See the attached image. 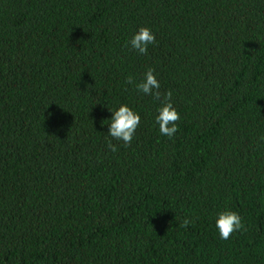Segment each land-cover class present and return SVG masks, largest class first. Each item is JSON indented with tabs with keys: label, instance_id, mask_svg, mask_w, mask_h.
I'll use <instances>...</instances> for the list:
<instances>
[{
	"label": "trees",
	"instance_id": "obj_1",
	"mask_svg": "<svg viewBox=\"0 0 264 264\" xmlns=\"http://www.w3.org/2000/svg\"><path fill=\"white\" fill-rule=\"evenodd\" d=\"M148 67L171 139L125 83ZM118 103L140 124L112 152ZM0 264H264V0H0Z\"/></svg>",
	"mask_w": 264,
	"mask_h": 264
},
{
	"label": "clouds",
	"instance_id": "obj_2",
	"mask_svg": "<svg viewBox=\"0 0 264 264\" xmlns=\"http://www.w3.org/2000/svg\"><path fill=\"white\" fill-rule=\"evenodd\" d=\"M155 42L153 31L146 26H139L127 39L126 46L137 54L145 55L148 53L149 46L154 45ZM125 83L133 86L137 93L150 96L159 101L155 108L153 121L158 126L159 133L171 139L178 131L176 122L180 119L179 113L171 100L172 92L166 91L161 97L160 84L151 67L145 69L142 78L139 80H135L131 75L126 76ZM105 106L110 115L102 120L101 124L107 125V137H111V139L106 140L108 149L116 152L117 147L112 143V140L121 142L124 146L130 144L140 124V115L125 103ZM189 223L190 221L185 219L181 221L180 227H186ZM214 226L219 238L223 240H227L231 234L244 229L240 214L228 208L216 212Z\"/></svg>",
	"mask_w": 264,
	"mask_h": 264
}]
</instances>
